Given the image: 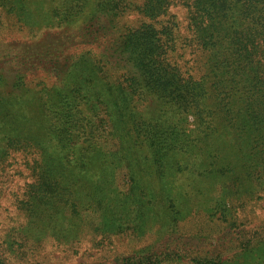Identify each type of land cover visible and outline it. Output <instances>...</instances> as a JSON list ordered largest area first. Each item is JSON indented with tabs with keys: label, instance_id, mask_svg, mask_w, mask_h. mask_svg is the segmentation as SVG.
Wrapping results in <instances>:
<instances>
[{
	"label": "trees",
	"instance_id": "trees-1",
	"mask_svg": "<svg viewBox=\"0 0 264 264\" xmlns=\"http://www.w3.org/2000/svg\"><path fill=\"white\" fill-rule=\"evenodd\" d=\"M1 201L0 264H264V0H0Z\"/></svg>",
	"mask_w": 264,
	"mask_h": 264
},
{
	"label": "rangeland",
	"instance_id": "rangeland-1",
	"mask_svg": "<svg viewBox=\"0 0 264 264\" xmlns=\"http://www.w3.org/2000/svg\"><path fill=\"white\" fill-rule=\"evenodd\" d=\"M20 167L17 166V169H19ZM8 207V202L6 201H1L0 203V216L2 218H4L3 216H5V220H3V225H5L8 222L9 219V212L4 211V208ZM259 213H261V215L263 216V211L258 210ZM184 243H185V247L190 246L191 244L193 245H197L196 241H193L191 239H187L183 238ZM114 241V240H113ZM122 243V244H121ZM188 243V244H187ZM128 245H130L128 243V241H126V239L120 238L119 240H115L114 244L112 243V245L110 247H105V249L102 248H93L91 247V244L84 240L83 243L81 244V248H80V254L74 256L72 261H69L68 263H77V264H87V262L89 264H113L112 262L114 261L115 257L120 254V253H125L127 251H129ZM136 245V247H142L143 244L134 243V246ZM131 246V245H130ZM194 247V246H193ZM49 252V250H51ZM173 249V248H172ZM41 256H44L45 259H49L50 256H53L55 259L64 256L63 253H61V251L59 249H55L52 246L48 245L47 247L44 246V249L41 250ZM19 264V263H17Z\"/></svg>",
	"mask_w": 264,
	"mask_h": 264
}]
</instances>
